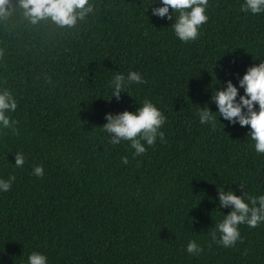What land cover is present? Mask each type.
<instances>
[{
    "label": "trees",
    "instance_id": "16d2710c",
    "mask_svg": "<svg viewBox=\"0 0 264 264\" xmlns=\"http://www.w3.org/2000/svg\"><path fill=\"white\" fill-rule=\"evenodd\" d=\"M91 2L73 28L32 26L19 12L0 22V87L17 100L15 130H0V178L15 177L0 192V264H26L33 251L48 264H264V223L239 225L241 239L227 248L210 235L229 211L218 188L264 193V154L249 126L218 116L213 127L196 114L217 110L216 81L239 87L264 60V13L208 0L199 36L182 42L151 0ZM130 70L144 82L111 97V78ZM145 98L166 117L164 139L133 157L102 124L106 112L135 111ZM190 240L199 254L186 251Z\"/></svg>",
    "mask_w": 264,
    "mask_h": 264
},
{
    "label": "clouds",
    "instance_id": "9594fccd",
    "mask_svg": "<svg viewBox=\"0 0 264 264\" xmlns=\"http://www.w3.org/2000/svg\"><path fill=\"white\" fill-rule=\"evenodd\" d=\"M240 7L243 12L264 13V0H243ZM148 8H151L155 16L173 20L171 27L174 35L182 42L197 39L201 26L208 20L206 11L208 0H151ZM16 12L32 26L48 21L59 28H73L93 12V3L91 0H0V22L8 20ZM3 54L4 50L0 49V56ZM143 82V76L137 71L130 70L127 74L116 73L109 81L111 97L119 99L121 90L128 92L131 84ZM216 82L222 86L213 89L210 99L215 103L217 110H210L207 104L203 108L199 107L196 113L199 122L214 127L220 116L229 123L247 125L249 126L247 137L253 142L254 150L258 154H264V60L260 59L258 64L247 68L238 79L239 87L231 79ZM239 88L243 89L242 94ZM16 108L17 100L12 91L0 87V130L5 128L15 130L17 121L11 119L9 114L15 112ZM105 119L102 131L109 143L116 145L122 141L130 142V147L134 149L133 157L145 153L147 150L145 145H153L157 137L161 141L164 139L161 126L165 123L166 117L147 98L135 111L125 109L117 113L106 112ZM24 162V155L15 153L14 165L22 167ZM122 162L126 164L128 158L122 157ZM32 174L37 177L43 176V165H34ZM14 180V176L0 178V192L8 191ZM217 194L219 208H228L229 211L216 222L210 233L213 241L225 248L234 246L241 239L239 225L256 227L264 223V193L237 194L231 187L228 190L222 187L218 188ZM202 250L194 240H190L186 245L189 254L196 255ZM26 264H48V258L40 251H33L28 254Z\"/></svg>",
    "mask_w": 264,
    "mask_h": 264
}]
</instances>
